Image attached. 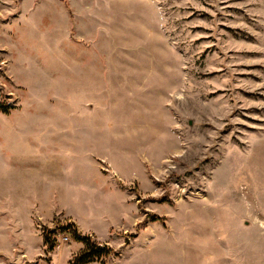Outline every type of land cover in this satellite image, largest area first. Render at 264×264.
<instances>
[{"label": "rangeland", "instance_id": "obj_1", "mask_svg": "<svg viewBox=\"0 0 264 264\" xmlns=\"http://www.w3.org/2000/svg\"><path fill=\"white\" fill-rule=\"evenodd\" d=\"M264 264V0H0V264Z\"/></svg>", "mask_w": 264, "mask_h": 264}, {"label": "trees", "instance_id": "obj_2", "mask_svg": "<svg viewBox=\"0 0 264 264\" xmlns=\"http://www.w3.org/2000/svg\"><path fill=\"white\" fill-rule=\"evenodd\" d=\"M74 238L82 241L84 246L71 260V264H88L93 261H99L110 251L107 244L90 241L88 236L74 234Z\"/></svg>", "mask_w": 264, "mask_h": 264}]
</instances>
